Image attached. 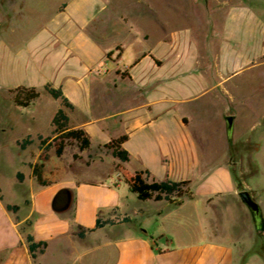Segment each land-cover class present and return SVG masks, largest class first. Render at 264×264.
Masks as SVG:
<instances>
[{"label": "crops", "instance_id": "crops-1", "mask_svg": "<svg viewBox=\"0 0 264 264\" xmlns=\"http://www.w3.org/2000/svg\"><path fill=\"white\" fill-rule=\"evenodd\" d=\"M27 10L22 7L11 9L13 18L5 29V37L0 38L2 87L36 86L37 82H41V87L47 82L61 87L74 105L73 108L64 106L69 116V125L87 131L91 139L89 149L104 147L112 138L127 134L128 139L123 146L129 151L130 159L121 161L115 157L111 162L112 171L104 170L105 160H97L95 163H99V169L86 170L83 174L75 173L74 180L62 179V172L58 169L50 171V174L59 171L50 179L43 172L46 184L38 182L33 175L32 164L38 160H21L26 169L15 171L7 190L1 185L0 264H42L41 256L48 251L51 242L57 240L58 246H65L66 238L77 235L78 225L94 229L88 231L85 237L96 235L101 230L107 231L111 225L96 228L98 217L104 220L120 215L122 221L124 217L130 216L131 221L142 224L150 216L164 223L170 216L178 215L185 202L195 197H184L180 205L166 199H140L141 203L132 205L122 195L120 181L123 178L116 165L121 163L130 171L149 170L150 180L189 179L192 184L196 175L209 179L211 169H202L206 163L199 158L196 135V128L203 121L196 113L186 109L185 104L189 105L212 94L221 84L219 62L214 59L204 62L196 46L187 41L186 36H176L174 45L160 52H154L148 47L132 49L138 40L149 38L146 30L135 33L129 43H104L107 34L103 24L108 15L105 13L106 3L102 0H71L57 5L56 15L36 31L31 39L22 36L23 18ZM241 17L242 13H230V25L233 26L235 38H240L237 33L245 25L256 30L250 21L246 20L242 25ZM122 19L125 22L128 20L124 15ZM0 21L2 26L1 13ZM262 53L263 50L259 52ZM50 67L53 68L54 80L44 75ZM204 67L213 71L209 72L212 77L206 76ZM237 72L234 68L228 74ZM130 84L135 90L133 101L115 104L116 90ZM106 95L114 102V109L96 114L93 101ZM73 112L79 114L72 116ZM223 123L224 130L230 134L226 113ZM53 128L51 123V133ZM38 143L40 153V140ZM51 161L49 159L45 162L44 169ZM18 172L24 174L22 181L17 176ZM114 172L118 179L108 181ZM64 188L72 190L73 201L68 210L59 212L54 209L53 200ZM238 188V183H234L229 191L209 193L206 202L212 204L216 197L224 196L234 200ZM8 204H16L19 209L10 210ZM28 219L32 220L30 226L26 225ZM139 230L142 232L132 237H109L119 250L117 264L237 262L231 246L208 242L175 247L174 239L161 228L159 236H163V239L158 240L149 235L148 229L140 227ZM29 232L36 241L45 240L48 243L44 252L38 253L36 260L29 253ZM244 264L255 263L246 261Z\"/></svg>", "mask_w": 264, "mask_h": 264}, {"label": "rangeland", "instance_id": "rangeland-1", "mask_svg": "<svg viewBox=\"0 0 264 264\" xmlns=\"http://www.w3.org/2000/svg\"><path fill=\"white\" fill-rule=\"evenodd\" d=\"M66 1L71 0H0V38L5 37V29L13 18L14 14L10 13L12 8L28 9L23 18L22 36L31 39L56 15L57 5ZM102 1L106 3L105 13L108 15L103 24L107 34L104 43H129L135 33L146 30L149 38L138 40L132 49L148 47L160 52L173 46L176 36H186L187 41L196 46L204 62L213 59L219 62L220 87L212 94L185 104L186 109L196 113L203 121L196 128L198 154L200 160L206 163L202 169H211V177L207 180L199 175L194 177L191 186L195 199L186 201L178 215L165 219V224L152 216L142 224L131 221L128 216L130 219L122 224V216L113 215L115 220L120 218V222L108 227L107 231L101 230L85 238L78 235L68 237L65 246H58L57 240L52 241L48 251L41 256L42 264H117L119 250L109 237H132L142 232L140 227L148 229L154 240L163 239L159 236L161 228L174 239L175 247L208 242L223 244L232 247L233 257L237 260L234 264L246 261L264 264V53L259 54L264 51V0ZM234 11L243 14L242 25L246 20L250 21L256 30L245 25L237 33L240 38H235L230 25V13ZM122 15L127 16V22ZM234 68L238 72L228 74ZM203 70L206 76L212 77L209 75L210 71L213 73L211 69L204 67ZM44 75L54 80L53 68H47ZM40 83L35 84L40 91L39 98L27 107L14 102L13 88L4 89L0 84V173L1 185L6 190L15 171L26 169L21 160H38V135H53L50 131L51 119L61 107V102ZM134 93L133 85H122L116 90L115 104L131 103ZM115 104L109 95L96 98L93 111L96 114L106 113L113 110ZM224 113L233 117L230 134L224 130ZM76 114L79 112L71 115ZM28 134H31L33 143L22 149L18 140ZM49 153L52 161L45 169L43 167L47 179L55 177L59 171L51 174L50 171L58 169L62 172V179L74 180L75 173L99 169V163H95L97 160H105L104 170L112 171L111 162L115 160L105 147L81 150L76 141H69L60 157L55 154L54 146ZM74 154L79 157H74ZM117 179L118 175L114 172L108 181ZM234 183H238L239 192L249 191L260 205L262 223L255 218L239 192L234 200L226 196L216 197L212 204H207V194L229 191ZM120 188L132 205L141 203L124 180L120 181Z\"/></svg>", "mask_w": 264, "mask_h": 264}, {"label": "trees", "instance_id": "trees-1", "mask_svg": "<svg viewBox=\"0 0 264 264\" xmlns=\"http://www.w3.org/2000/svg\"><path fill=\"white\" fill-rule=\"evenodd\" d=\"M110 55V53L108 54ZM44 89L55 99H60L62 106L57 109L53 118V135L44 136L38 135L40 140V153L38 161L32 164L33 175L41 184H46L47 181L43 177V167L46 161L50 159L49 149L54 146L55 154L60 157L64 154L65 148L69 141H76L81 150L89 149L91 145V139L89 134L84 128H72L69 125V116L64 108H73V103L65 95L61 87L54 86L51 82H47L44 85ZM13 93L14 102L22 107H27L35 103L36 99L40 96V91L36 86L19 85L11 89ZM128 139L127 134L120 135L112 138L110 141L104 144L111 154L120 159L121 161H128L130 159L129 151L124 148L123 143ZM231 140V137H230ZM31 143L33 138L31 134L18 140V144L22 149H26ZM74 157H79L78 154H74ZM116 169L120 172L123 180L129 185L131 191L135 192L139 199L147 200H162L166 199L174 204L180 205L184 197H195L194 191L191 187V180H172L166 178L163 180H157L153 178L150 180L151 172L149 170H136L130 171L125 168L121 163L116 165ZM18 178L22 181L24 174L22 172L17 173ZM0 197L3 199L2 187L0 184ZM10 210L17 211L18 205H7ZM128 216L124 217L122 221H128ZM119 221L114 218H107L102 220L100 217L97 219L96 228L104 227L106 225H114ZM31 219L26 221V225L30 226ZM24 228V227H23ZM94 229H86L78 225L77 235L79 237H85L88 231ZM27 241L29 243V253L34 260L38 257L39 252H44L48 243L45 240L36 241L34 236L29 232L27 234ZM38 264V263H37Z\"/></svg>", "mask_w": 264, "mask_h": 264}, {"label": "water", "instance_id": "water-1", "mask_svg": "<svg viewBox=\"0 0 264 264\" xmlns=\"http://www.w3.org/2000/svg\"><path fill=\"white\" fill-rule=\"evenodd\" d=\"M0 26H1V21H0ZM228 120V128H229V132H231L232 129V123H233V117L232 116H228L227 117ZM62 191H67L68 192V199L66 202H64L61 205L57 204V198L59 196V194ZM239 195L241 196V199L248 205V207L251 209V211L253 212L255 218L257 220H261L262 219V210L260 205L256 202V200L253 198L252 194L247 191V190H241L239 192ZM72 201H73V192L70 188H64L62 190H60L58 192V194L55 196L54 200H53V207L56 211L62 212V211H66L70 208V206L72 205Z\"/></svg>", "mask_w": 264, "mask_h": 264}, {"label": "flooded vegetation", "instance_id": "flooded-vegetation-1", "mask_svg": "<svg viewBox=\"0 0 264 264\" xmlns=\"http://www.w3.org/2000/svg\"><path fill=\"white\" fill-rule=\"evenodd\" d=\"M68 199V192L67 191H62L58 198H57V204L58 205H61L63 204L64 202H66ZM259 223H262V219L261 220H258Z\"/></svg>", "mask_w": 264, "mask_h": 264}]
</instances>
